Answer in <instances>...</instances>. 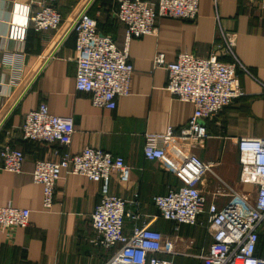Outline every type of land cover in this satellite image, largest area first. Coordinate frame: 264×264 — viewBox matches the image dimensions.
<instances>
[{"label": "crops", "instance_id": "0c3cea01", "mask_svg": "<svg viewBox=\"0 0 264 264\" xmlns=\"http://www.w3.org/2000/svg\"><path fill=\"white\" fill-rule=\"evenodd\" d=\"M157 3L158 0H147ZM35 0H0V150L11 144L25 153L22 173L1 168L0 206L26 208L31 211L27 227L0 228V264H105L110 251L92 243L91 216L101 202L103 183L82 175L62 177L56 185L50 210L43 209V187L34 183L32 171L38 160H59L65 150L59 144L25 141L20 132L26 114L40 104H47L52 114L72 117L75 124L71 150L103 149L120 156L129 168L123 181L119 171L110 174L108 191L128 201L138 199L145 217L158 213L153 202L170 190L184 185L177 161L145 157L146 133H163L173 127L178 133L188 124L194 105L173 97L166 90L168 73L153 66L154 58L163 53L168 62L179 53L207 57L221 42L219 23L236 35V53L248 73L239 71L244 96L206 122L209 138L198 143H182L183 153L193 154L212 165L199 189L207 203L223 207L226 195L216 196L224 184L241 192L240 138L264 137V8L248 0H200L195 20L161 18L156 34L132 38L130 62L134 67L130 93L120 97L116 109L95 107L88 93L76 89V37L71 24L89 3L88 14L97 21L98 29L119 47L125 42V26L118 22V0H62L58 9L63 22L55 30L34 31L26 26L23 40L9 37L12 24H20L18 5L27 6L30 14ZM30 23V22H29ZM220 59L230 62L224 55ZM132 209V206H128ZM158 218L152 228L164 234L175 245L177 255H162L174 264H202L199 256L211 242L206 213L195 225H179ZM133 222L127 220L125 232ZM258 254L264 255V239Z\"/></svg>", "mask_w": 264, "mask_h": 264}, {"label": "built area", "instance_id": "2783aa9c", "mask_svg": "<svg viewBox=\"0 0 264 264\" xmlns=\"http://www.w3.org/2000/svg\"><path fill=\"white\" fill-rule=\"evenodd\" d=\"M61 1L35 0L36 9L31 14L27 6L18 5L16 15L25 27L12 24L9 37L23 40L29 24L37 32L59 28L63 17L57 5ZM248 1L259 2L264 8V0ZM89 3L70 27L76 37V89L88 93L95 107L109 110L116 109L118 99L130 93L134 72L129 54L131 39L156 34L161 18L195 20L200 7V0H158L157 3L118 0L116 17L126 27L124 45L119 47L99 31L97 21L88 14ZM219 36L221 42L207 57L184 52L172 62L163 53L154 58L153 66L168 73L169 94L194 105L191 119L178 133L169 127L163 133L145 135V157L177 161L181 164L179 174L185 180L178 189L153 198L156 215L145 217L137 198L128 201L109 193L113 170L119 171L123 181L128 179L129 168L122 157L96 148L71 150L75 134L72 117L52 114L45 103L25 116L20 126L23 140L59 144L65 149L61 154L55 152L60 155L59 160H38L34 165L32 179L43 187L44 210L53 206L63 171L103 183L101 202L91 216V241L111 252L105 264H174L162 256L179 254L174 242L153 229V223L162 218L176 223L178 229L179 225H195L203 213L208 216L212 242L199 256L202 264H264V255L258 254L264 233V137L239 139L240 183L251 190L239 192L226 184L220 186L215 195L229 197L223 207L216 202L208 204L199 189L206 174L212 172V165L180 150L182 143H198L209 138L206 122L245 94L238 73L248 70L237 56L236 35L219 23ZM221 55L229 57L230 62L220 59ZM0 157L2 169L15 174L23 172L26 156L21 149L5 144ZM30 215L26 208L0 206V228L27 227ZM127 220L133 222L130 233L125 232Z\"/></svg>", "mask_w": 264, "mask_h": 264}, {"label": "water", "instance_id": "95a60500", "mask_svg": "<svg viewBox=\"0 0 264 264\" xmlns=\"http://www.w3.org/2000/svg\"><path fill=\"white\" fill-rule=\"evenodd\" d=\"M93 1V0H92ZM72 32V31H70ZM23 97V95H22ZM21 97V98H22ZM21 98L18 100L17 104L11 109L10 113L7 115V117L3 120V122L0 125V128L4 125V123L6 122V120L8 119V117L13 113V111L15 110L16 106L18 105V103L20 102Z\"/></svg>", "mask_w": 264, "mask_h": 264}, {"label": "trees", "instance_id": "16d2710c", "mask_svg": "<svg viewBox=\"0 0 264 264\" xmlns=\"http://www.w3.org/2000/svg\"><path fill=\"white\" fill-rule=\"evenodd\" d=\"M117 20H118V19H117ZM118 22L121 23L119 20H118ZM121 24H122V23H121ZM122 25H124V24H122ZM124 26H125V25H124ZM125 29H126V27H125ZM25 141H29V140H25ZM261 239H264V233L262 234Z\"/></svg>", "mask_w": 264, "mask_h": 264}, {"label": "rangeland", "instance_id": "374dc122", "mask_svg": "<svg viewBox=\"0 0 264 264\" xmlns=\"http://www.w3.org/2000/svg\"><path fill=\"white\" fill-rule=\"evenodd\" d=\"M247 188H248V186H246V185L243 186V189H244L245 191L247 190ZM242 191H243V190H242ZM242 191H241V192H242Z\"/></svg>", "mask_w": 264, "mask_h": 264}]
</instances>
